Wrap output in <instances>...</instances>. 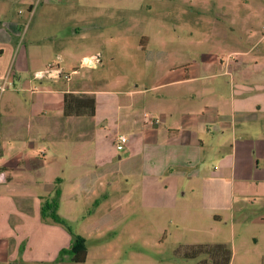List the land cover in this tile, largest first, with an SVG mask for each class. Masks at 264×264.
I'll return each mask as SVG.
<instances>
[{
  "label": "crops",
  "instance_id": "0c3cea01",
  "mask_svg": "<svg viewBox=\"0 0 264 264\" xmlns=\"http://www.w3.org/2000/svg\"><path fill=\"white\" fill-rule=\"evenodd\" d=\"M32 3L0 0V84L19 86L0 92V264H53L70 235L41 219L42 202L57 179L60 201L88 187L92 156L82 147L87 140L102 142L94 154L106 165L117 153L119 134L128 140L124 155H116L119 162L133 164L142 191L138 213L154 218L157 230L173 225L187 232L186 241L176 238L173 252L182 245L224 243L231 249L229 264H264V245H259L264 244V51L256 55L252 50L261 37L233 40L227 52L200 51L190 62H183L186 51L151 52L149 38H141L146 42L139 50L158 57L143 59L141 66L161 64L163 75L156 82L127 90L77 91L69 87V78L60 87L61 77L39 76L61 68L42 70L51 64L49 54L69 57L73 52L61 38L36 35L23 43L24 9L29 16L37 11L42 22L53 21L57 11L56 4H45L51 13H42ZM241 41L250 47L236 46ZM65 93L92 96L94 115L65 116ZM99 95L115 101L117 119L105 108L99 116ZM119 117L126 133L115 130ZM107 138L108 149L103 147ZM96 183L111 186L114 179ZM109 201L105 208L111 210L117 201L108 206ZM50 232L58 234L53 250L34 256L32 236L43 241ZM249 238L251 260L238 251L249 248Z\"/></svg>",
  "mask_w": 264,
  "mask_h": 264
},
{
  "label": "rangeland",
  "instance_id": "374dc122",
  "mask_svg": "<svg viewBox=\"0 0 264 264\" xmlns=\"http://www.w3.org/2000/svg\"><path fill=\"white\" fill-rule=\"evenodd\" d=\"M30 1L42 13H51L45 4H56L57 11L53 21L42 22L37 11L29 16L24 9L21 14V40L29 43L36 35L63 39L68 48L72 49V55L67 57L61 52L51 53L48 56L51 64L42 70L61 67L59 86L65 87L66 74L69 76V87L77 91L127 90L136 85L147 86L156 82V78L163 75V70L159 71L161 64L141 66L145 58L153 61L158 59L152 56L153 53L149 55L147 49L139 50L140 43L146 42L141 38H149L147 43L151 52L160 49L165 52L186 51L188 55L183 62L192 61L200 51L227 52L233 40H244L246 35H252L255 40L261 37L252 50L256 55L264 51V0ZM218 4H224L223 8ZM40 23L44 26H40ZM240 45L241 48L250 47L245 41L236 46ZM88 62L93 65L88 66ZM11 84L8 88L14 90L11 92L19 89L16 82ZM99 101L103 103L99 116L105 108L113 119H117L119 111L115 110V101L111 99L109 103L108 100H101L100 95ZM120 120L121 117L115 123V130L126 133L125 125ZM110 124L113 125V122ZM111 133H108V137ZM97 142L95 139L87 140L82 147L83 152L91 151L92 158L88 160L90 173L87 174L90 185L84 190H77L74 197L62 198L58 208V214L70 229L85 239L89 255L82 263L65 260L55 264H195L199 258L176 257L173 252L177 237L186 241L187 232L184 229L169 225L166 231L157 230L154 218L143 217L138 213L137 209L142 208V191L138 176L133 172V164L119 162L116 154L124 155V151L115 149L117 153L111 156L112 160L102 165L97 163L94 154V148L100 147L102 143ZM104 142L103 147L110 148L109 138L103 139ZM105 177L114 179V184L102 187L97 185L96 182ZM108 199V206L113 205L114 200L117 201L111 210L105 208ZM53 223L68 233L63 225ZM44 235L47 237L43 241L32 236L34 256L46 255L53 250L55 236L58 234L50 232ZM251 242L249 238V248L241 247L238 250L242 258L246 253L248 260H251ZM259 245L262 247L264 244L260 242ZM20 249L21 246V253L23 248ZM247 263L241 261L239 264Z\"/></svg>",
  "mask_w": 264,
  "mask_h": 264
},
{
  "label": "trees",
  "instance_id": "16d2710c",
  "mask_svg": "<svg viewBox=\"0 0 264 264\" xmlns=\"http://www.w3.org/2000/svg\"><path fill=\"white\" fill-rule=\"evenodd\" d=\"M67 115H94V98L90 95H75L73 93H65L64 95V111ZM59 179L55 181L53 193L46 198L40 208V216L42 220L49 218L55 223L63 225L70 235V243L67 247H62L55 258L54 263L68 260L70 262L82 263L86 260L87 247L85 239L74 233L66 224L65 220L58 214V206L61 195ZM22 250V247L20 251ZM176 257L199 258L195 264H229L231 258V249L227 244H190L178 246L174 250Z\"/></svg>",
  "mask_w": 264,
  "mask_h": 264
},
{
  "label": "built area",
  "instance_id": "2783aa9c",
  "mask_svg": "<svg viewBox=\"0 0 264 264\" xmlns=\"http://www.w3.org/2000/svg\"><path fill=\"white\" fill-rule=\"evenodd\" d=\"M93 63L92 62H88V66H92ZM62 71L58 70V69H54V70H46V71H41L39 73V76H45V75H49V76H54V77H61ZM64 78L68 79L69 76L68 75H64ZM10 85H12L11 83L6 84H0V92L5 91ZM128 138L123 135V134H119L116 138H115V142H114V146L116 148V150H122L126 143H127ZM4 181V173L0 170V182Z\"/></svg>",
  "mask_w": 264,
  "mask_h": 264
}]
</instances>
